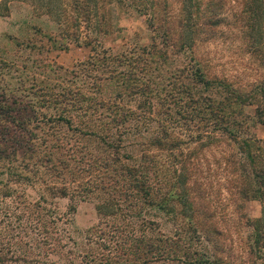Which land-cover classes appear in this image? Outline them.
<instances>
[{
  "label": "rangeland",
  "instance_id": "obj_1",
  "mask_svg": "<svg viewBox=\"0 0 264 264\" xmlns=\"http://www.w3.org/2000/svg\"><path fill=\"white\" fill-rule=\"evenodd\" d=\"M117 1L111 3V11L110 5L106 7V14H109L112 22L110 31L99 36L102 48L112 49L118 54L128 51V55L149 56L157 64L153 62L151 68L142 75L144 80H149L152 84L153 91L148 96L153 97L151 100H156L153 107L169 103L174 109L177 106L181 110L187 108V111L178 114L175 112V119L167 124L173 133L169 141L177 142L175 147L167 151H152L155 158L159 159L160 178H172L174 181L179 174L189 175L187 187L200 196L194 201L192 211L198 215L220 218L222 233L214 239L227 247L224 251H228L227 257L230 254L233 264H251L253 259L249 255L248 239L251 230L245 218L257 219L262 205L256 199L243 200L237 197L234 181L239 174L236 168L241 165L246 167L244 175L247 179L251 178V163L246 152L233 143L225 142L218 132H213L215 134L211 138L216 140L215 143L203 146V142L210 139L199 125L205 121V118L202 121L200 118L206 117L207 112L196 114L189 111L190 105L195 104L182 93H175L182 89L185 91L188 87L191 91L202 87L193 79L196 62L194 57L208 62L217 74L225 73L232 79H240L242 84H254L261 78L264 64L258 70L255 69L258 65L256 57H249L244 51V42L239 37L237 28L229 26L235 23L236 17H231V14L240 10L242 0H191L193 8L199 14L203 12L204 20H207L206 15L209 13L221 10L228 13L227 21H230L229 25L222 23L215 25L216 27L201 26V33L207 38L196 46L195 53H190L181 43L185 36L182 34L179 4L175 0ZM35 10L27 3L13 1L9 13L0 16L2 99L9 97L15 101L31 93L30 91L35 90L33 87L36 81L33 78L48 80L50 83L72 78L76 62L86 61L91 54L88 47L68 42L61 33L59 23L40 14V10ZM154 16L156 21H153ZM79 29L82 33L86 31L84 22H81ZM91 35L94 36L93 33ZM261 35L264 37V17ZM143 48L147 52H142ZM184 68L185 72H181ZM116 91L115 81H101V97L104 100H113ZM207 93L215 99H222L225 95L215 88ZM257 100L258 97L255 96L248 102L250 104L237 107V110L243 107V114L236 115V119L239 121L241 139L257 138L264 143V125L256 122L254 115ZM144 117L152 123L154 129L144 132L145 136L141 134L140 139H137L136 134L131 136L129 141L134 145L136 139L146 142L148 135L160 134V127L155 129L154 118L146 113ZM207 126V129L216 127L211 122ZM201 133L204 136H198ZM66 134L63 132V141H67L64 138ZM17 136L18 142L15 144L8 135H0V264H117L121 261L122 264H139L132 256L124 261L123 257L127 255L117 253V250L123 251L122 245L131 241L126 235L128 228L125 222L122 224L119 219L96 211V205L105 198L113 196L119 199L121 196L115 192V178L119 169L114 166L119 162H114L111 164L112 168L105 169L98 159L99 152L89 150L92 149L89 144L84 147V141L81 138L77 141L73 136L77 142L74 148L76 160L71 162L70 156H64L68 157L65 159L69 161L71 168H52L49 164L30 157L29 152L24 149L30 142L23 143L25 139ZM134 151L137 152L134 156L141 159V152ZM101 154L107 156L106 150ZM89 173L91 178L90 183H87ZM142 207L138 215L143 214L146 218L144 221L153 228L145 234L147 237L171 236L175 229L187 223L182 219L175 222V208L172 209L171 203L163 209ZM134 210L136 213L137 208ZM241 217L244 219L240 220ZM148 220L154 221V224L151 225ZM136 229L139 234L143 232L139 227ZM100 236L104 241L99 240ZM118 236L120 243L111 242L118 240ZM109 242L115 247V251H109L101 244ZM207 247L211 249L208 244ZM221 254L226 256L225 252ZM146 264L182 263L165 259Z\"/></svg>",
  "mask_w": 264,
  "mask_h": 264
},
{
  "label": "trees",
  "instance_id": "obj_2",
  "mask_svg": "<svg viewBox=\"0 0 264 264\" xmlns=\"http://www.w3.org/2000/svg\"><path fill=\"white\" fill-rule=\"evenodd\" d=\"M13 1L24 2L33 9L40 10V14H45L55 23H59L61 33L68 42L88 47L91 54L86 61L76 62L72 69V78L55 80L52 83L33 78L36 81L33 87L35 90L30 91L31 93L15 101L9 97L0 98V135H8L15 144L18 142L17 135H20L25 139L23 143L30 142L24 148L30 157H35L52 168H71L69 161L65 159L68 157L64 156H70L71 162L76 160L74 148L77 146L76 140L80 138L84 141V147L89 144L92 147L89 150L99 152L98 159L105 169L112 168L111 164L119 162L114 166L119 169L115 178V192L121 196L119 199L113 196L105 198L96 205V211L117 218L122 224L125 222L128 228L126 235L131 241L124 246L121 244L123 251L117 250L120 255H127L123 257L124 261L132 256L131 258L138 260L139 264L165 259L180 261L182 264H233L230 254L227 257L228 251H224L227 247L214 239L222 233L220 218L198 215L192 211L194 201L200 196L187 187L190 176L179 174L174 181L172 178L161 179L158 174L159 159L152 154L153 150L167 151L175 147L177 142L169 141L173 133L167 124L175 119V112L178 114L187 111V108L181 110V107L177 106V109H174L169 103L166 106L160 104L158 108L153 107L156 100H151L153 97L148 96L153 87L149 80L143 79L142 74L151 68L153 62L157 64L156 61L147 55H128V51L118 54L101 46L99 36L110 31L112 22L109 14H106V7L110 5L111 11V3L117 0H0V16L9 13ZM175 2L179 4L182 34L185 36L181 43L190 53H195L196 46L207 38L201 33V26L216 27L222 23L229 25L228 13L225 14L221 10L209 13L206 15L207 20H204L203 12L199 14L193 8L191 0ZM233 16L236 17L235 23L229 26L237 28L238 35L244 42V51L250 58L253 55L256 57L258 65L255 69L258 70V67L264 64V37L261 35L264 0H242L240 10L232 13L231 17ZM153 21H156L155 16ZM81 22L85 23L84 33L79 29ZM141 51L147 52L145 48ZM194 59L196 62L193 79L202 87L196 91H191L188 87L185 91L182 89L175 93H182L195 104L190 105L191 108L194 106L193 110L188 107L189 111L196 114L207 112L206 117L200 118L201 121L205 118V121L199 125L210 139L206 143L203 142V146L215 143L216 140L211 138L214 137L213 132H218L225 142L233 143L246 152L251 163V178L247 179L244 175L245 166H237L236 172L239 174L234 179L237 187L235 192L240 199H256L262 205L260 216L255 220L245 218V222L251 230L248 236L249 255L253 259L251 264H264V143L257 138L241 139L239 121L236 119V115L243 114V107L239 110L237 107L250 104L248 102L257 96L255 121L264 125V73L256 83L242 84L240 79H232L221 72L217 74L208 62L196 57ZM182 71L185 72V68ZM103 79L113 80L117 84L115 98L111 101L101 97ZM211 88L225 95L222 99H215L207 93ZM0 92H3V89H0ZM145 113L154 118L155 129L160 127V134L148 135L146 142L137 140L142 135L145 136L144 132L154 129L152 123L145 119ZM210 122L216 127L207 129ZM63 132L67 133L64 135L67 141H63ZM135 134L137 139L134 145L129 140ZM198 136L204 135L201 133ZM104 150L107 156L101 154ZM134 150L141 152V159L134 156L137 155ZM71 174L74 178L73 173ZM90 178L91 173L87 176V183H90ZM192 182L195 184L194 180ZM170 203L172 209L175 208V222L182 219L187 223L175 229L173 236L147 237L153 228L144 221L146 218L143 214L138 215L139 209L142 206L163 209ZM134 208H137L136 213ZM242 219L244 217L240 218ZM148 221L151 225L154 224V221ZM138 227L141 231L143 229L141 234L136 229ZM99 238L104 241L101 236ZM111 242L120 243V237ZM111 242L101 244L109 251H115ZM223 252L226 256L221 254ZM258 260H261V263H258ZM117 264H122V261Z\"/></svg>",
  "mask_w": 264,
  "mask_h": 264
}]
</instances>
